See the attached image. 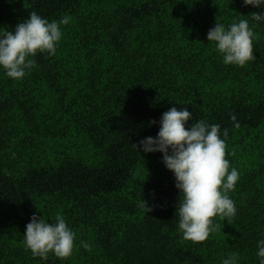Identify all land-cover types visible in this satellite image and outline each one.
I'll return each mask as SVG.
<instances>
[{"label":"trees","instance_id":"obj_1","mask_svg":"<svg viewBox=\"0 0 264 264\" xmlns=\"http://www.w3.org/2000/svg\"><path fill=\"white\" fill-rule=\"evenodd\" d=\"M35 11L61 25L54 56L39 53L22 80L0 68V264H260L264 239V21L243 0H0V34ZM247 19L256 59L226 65L207 34ZM228 131L239 172L237 213L205 242L183 239L174 173L157 137L171 107ZM235 116V120H233ZM156 123L152 124L151 121ZM234 152V154H233ZM144 200L151 212L139 205ZM177 205V209H176ZM177 210V211H176ZM64 216L78 250L33 257L35 214ZM81 241L91 246L85 250Z\"/></svg>","mask_w":264,"mask_h":264},{"label":"clouds","instance_id":"obj_2","mask_svg":"<svg viewBox=\"0 0 264 264\" xmlns=\"http://www.w3.org/2000/svg\"><path fill=\"white\" fill-rule=\"evenodd\" d=\"M243 3L259 8L264 0H243ZM250 16L254 21H264V13L253 12ZM70 21L71 17L65 15L49 22L37 12H30L14 30L0 34V68L9 78L22 80L36 67L37 54H56L63 36L61 25H68ZM257 38L247 19L227 28L217 22L207 34L208 41L215 42L223 63L239 67L256 59L253 40ZM191 118L187 107L179 110L173 106L163 113L157 137H146L139 145L132 146L145 153H163V163L174 173L175 186L180 193L179 230L184 240L201 243L208 240L210 234L221 231L217 219L231 224L235 217L237 207L229 193L235 190L239 172L226 159L227 129L223 132L225 139H221L219 124L201 120L188 128L186 125ZM232 118L235 120V116ZM139 206L148 213L152 211L144 200ZM75 241L76 233L60 213L56 214L54 223L34 214L24 233L26 249L33 257L44 260L50 253L60 259L70 258L78 250ZM81 244L85 250H92L87 242L81 241ZM257 255L261 258L260 264H264V239L258 243ZM238 259V254L232 253L222 264H237Z\"/></svg>","mask_w":264,"mask_h":264}]
</instances>
